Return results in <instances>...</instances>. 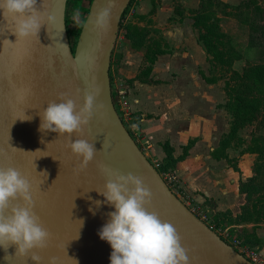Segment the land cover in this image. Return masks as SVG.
Masks as SVG:
<instances>
[{
    "label": "water",
    "instance_id": "obj_1",
    "mask_svg": "<svg viewBox=\"0 0 264 264\" xmlns=\"http://www.w3.org/2000/svg\"><path fill=\"white\" fill-rule=\"evenodd\" d=\"M130 2L112 0L109 26L98 30L94 21L103 0H91L74 49L66 26L68 0H37L38 11L54 17L52 23L41 26L37 38L17 40L13 21L0 15V168L17 169L33 185V210L51 233L48 246L33 251L41 257L40 264H51L53 258L54 264H110L112 249L98 232L109 219L107 213L115 209L106 203L96 208L92 203L104 200L97 192L103 191L108 179L99 168L104 165L142 178L152 192L150 210L177 229L182 246L189 250V264H253L171 191L115 110L111 54ZM60 44L66 45L64 55ZM86 81L99 87L97 100L103 107L93 113L81 133L69 137L41 131L40 113L49 102L59 103L61 93L83 105ZM21 89L28 90L22 98ZM25 116L31 119L23 120ZM77 139L97 150L85 168L66 147ZM15 252V245L6 251L0 247V264H33ZM5 255L11 257L5 260Z\"/></svg>",
    "mask_w": 264,
    "mask_h": 264
},
{
    "label": "crops",
    "instance_id": "obj_2",
    "mask_svg": "<svg viewBox=\"0 0 264 264\" xmlns=\"http://www.w3.org/2000/svg\"><path fill=\"white\" fill-rule=\"evenodd\" d=\"M132 4L134 15L125 24L129 31L147 30L145 46L159 40L166 52L158 55L145 77L141 75L146 66L144 48L130 41L123 48L119 69L129 84L123 110L130 134L144 155L155 159L151 163H157L158 169L168 162L163 148L168 144L175 163L159 172H172L195 207L210 208L212 214L205 213L216 226L237 234L264 258V217L258 222L239 217L248 204L239 186L255 175L257 154L241 155L234 169L228 153L234 142L224 155L218 151L230 130L231 116L224 82L208 83L203 77H209L210 61L193 20L200 0H133ZM229 18L220 15V27ZM221 31L226 32L223 27Z\"/></svg>",
    "mask_w": 264,
    "mask_h": 264
},
{
    "label": "clouds",
    "instance_id": "obj_3",
    "mask_svg": "<svg viewBox=\"0 0 264 264\" xmlns=\"http://www.w3.org/2000/svg\"><path fill=\"white\" fill-rule=\"evenodd\" d=\"M36 2L37 0H0V15L13 21L12 31L17 40L37 38L41 26L54 21L52 15L38 11ZM111 8L112 0H103V6L94 21L98 30H105L109 26ZM60 47L65 49L61 55L66 54V45L60 44ZM27 91L20 90L21 98ZM99 94V87L87 84L84 103L78 106L68 94L61 93L57 98L59 103L49 102L40 113V130L66 134L69 137L74 133L79 135L93 113L103 107L97 100ZM25 117L23 120L31 119L30 116ZM66 147L81 159V168H85L97 152L92 143L83 139L70 141ZM99 168L108 177L103 191H97L104 200L92 203L96 208L106 203L115 209L107 213L109 219L98 232L99 238L108 242L112 249L110 264H189V250L182 246V238L177 229L150 210L152 192L142 178L131 173L122 175L104 165H99ZM41 173L47 174L46 171ZM33 195L32 183L17 169L0 168V247L6 251L10 245H15V256L27 257L33 264H40L41 257L33 250L45 249L51 233L33 210ZM15 201L19 203H14ZM89 210L95 214L92 208ZM82 223L81 220L80 227ZM9 257L11 256L5 255L4 259L8 260ZM51 264H54V258Z\"/></svg>",
    "mask_w": 264,
    "mask_h": 264
},
{
    "label": "trees",
    "instance_id": "obj_4",
    "mask_svg": "<svg viewBox=\"0 0 264 264\" xmlns=\"http://www.w3.org/2000/svg\"><path fill=\"white\" fill-rule=\"evenodd\" d=\"M132 2L133 0H131L130 4ZM69 3L70 0H68L67 5ZM128 8L123 17L127 13ZM228 8H230L229 11L226 10ZM220 15L234 17L240 23L247 25L251 32L259 34V37L252 36L248 40V46L259 49L257 62L245 69L240 75L235 73V79L239 80L237 86L232 87V85L226 82L224 87L228 97L226 109L231 116L230 130L222 139L220 148L218 149L224 155L225 149L238 137L239 131L245 126L253 124L258 113L264 109V8L254 0H241L235 6H230L220 0H200L199 8L193 16L194 26L199 30L198 40L206 53L213 55V60L227 63V59L224 60L223 54L218 52L216 47L218 40L221 41L228 37L226 33L221 31ZM66 26L68 37L74 49L82 24L78 25V27H69V21L66 18ZM121 28L122 23L120 22L119 29ZM123 28L125 39L135 46L144 48L143 59L146 66L143 68L141 75L146 77L151 72L152 65L158 55L166 52V47H162L159 40H153L152 43L145 46L144 38L147 30L134 33L129 31L127 26ZM226 54H228V58L232 56L234 59H241V52L234 50L232 47L227 49ZM231 63L229 62V64ZM203 77L208 83L216 82L215 78L205 77L204 75ZM124 125L128 129V126ZM255 141V137H252L253 145L248 147L250 152L257 154V161L254 166L255 175L246 182L240 183V192L246 194L248 204L242 207V213L239 217L242 220L254 219L258 222L264 217V195L260 194L264 192V182L258 180V178L264 177V141ZM163 148L168 162L163 163L158 171H165L173 167L175 163L171 155L172 149L170 146L164 144ZM187 149L188 147H184V154H186ZM249 203H252V205L250 206ZM260 203L261 205H259Z\"/></svg>",
    "mask_w": 264,
    "mask_h": 264
},
{
    "label": "rangeland",
    "instance_id": "obj_5",
    "mask_svg": "<svg viewBox=\"0 0 264 264\" xmlns=\"http://www.w3.org/2000/svg\"><path fill=\"white\" fill-rule=\"evenodd\" d=\"M90 1L91 0H70V3L67 5L68 8L66 10V18L69 21V27H78V25L82 24L83 18L87 14ZM220 1L227 3L229 5L231 4V2L237 5L240 3L241 0H220ZM254 1H256L259 5H261L264 8V0H254ZM132 3L129 5L127 13L125 14L122 20V28L118 32V36H117V39H116V42H115V45L112 51L111 63H110V81H111L112 101H113L115 110L118 113L120 119L127 126L128 124L123 121L125 119V112L122 110V107H123V101H124L123 97L128 92L129 84L120 73L119 63H120V56L123 53L122 52L123 48L127 46V41H129V40H125V38L123 37L124 35L123 27H126L125 25L126 19L128 16H130V14H132V8H133ZM235 5H230V6H235ZM226 10L229 11L230 8ZM221 24H223L221 25V27H223V29L226 31L224 33H226L228 37L222 39L221 41L218 40L216 42V47H217V51L223 54L224 60L227 59V63L226 62L220 63L218 60H213V55L208 54V59L210 61L208 65L209 78H215L216 82H219L222 84L224 82V85L227 82L229 83V85H232V87H235L238 85V82H239L238 79H235L236 77L235 73L240 75L245 69L255 64L258 60L259 49L256 47L248 46V40L252 36L259 37V34L251 32L247 25L240 23L234 17H230L229 21L221 22ZM229 47H232L234 50L241 52V59H234L232 56L228 58L229 56L228 54H226V51L227 49H229ZM229 62H232V63L229 64ZM135 133H138V132L135 131ZM252 137H255L256 139L255 142L264 141V109L258 113L255 122L249 126H245L244 128H242L238 133V137L235 138L234 141H232L234 143L232 144V147L228 150V153L232 155L231 159L233 160V162L231 163L230 161V163L234 169L238 167L237 166L238 160H240L241 155L246 154V153L248 154L250 153L251 155L252 152L248 150V147L253 145ZM253 154L256 155V153H253ZM153 160L155 159L151 157L150 162ZM258 180L259 181L261 180L262 182H264V177L258 178ZM180 189L182 188L179 187L176 191H174V194L182 202H186L187 204H190V206L192 205V207H195L196 206L195 203L191 202L189 198H187L186 195L183 194L184 191L181 190L183 191L182 193ZM260 194L264 195V192ZM255 197H258V196H255ZM259 205H261V203ZM211 206H212V202L209 203V207ZM208 210L209 211L206 210V212L209 215H211L212 210H210V208Z\"/></svg>",
    "mask_w": 264,
    "mask_h": 264
},
{
    "label": "built area",
    "instance_id": "obj_6",
    "mask_svg": "<svg viewBox=\"0 0 264 264\" xmlns=\"http://www.w3.org/2000/svg\"><path fill=\"white\" fill-rule=\"evenodd\" d=\"M123 18H122V20H123ZM122 20H121V23H122ZM122 110H123V107H122ZM124 120H126V119H124ZM152 164L158 170L159 165L157 163H152ZM159 175L161 176L163 181L167 184V186L171 189V191L173 193H174V191H176L180 187L174 174H172L170 172H159ZM183 203L190 209V211L195 216H197L202 222H204L206 225H208L226 243H228L231 247H233L235 250H237L239 253H241L245 258H247L253 264H264V258L261 255L260 251L244 244L243 240L237 234H231L225 228L216 226L215 223L213 222V220L204 211H202L198 207H192V206H190V204H187L186 202H183Z\"/></svg>",
    "mask_w": 264,
    "mask_h": 264
}]
</instances>
